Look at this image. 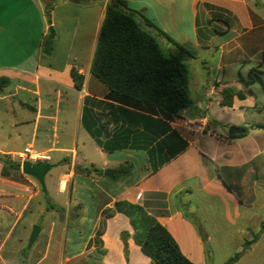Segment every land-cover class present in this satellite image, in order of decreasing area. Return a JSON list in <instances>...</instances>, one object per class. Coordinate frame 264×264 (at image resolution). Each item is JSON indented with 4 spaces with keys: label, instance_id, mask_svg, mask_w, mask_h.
Here are the masks:
<instances>
[{
    "label": "crops",
    "instance_id": "crops-1",
    "mask_svg": "<svg viewBox=\"0 0 264 264\" xmlns=\"http://www.w3.org/2000/svg\"><path fill=\"white\" fill-rule=\"evenodd\" d=\"M125 1L164 54L189 69L193 103L179 115L114 93L92 74L109 0H59L49 14L50 0H0V78L9 79L0 89V154L11 157L31 145L49 153L53 166L45 178L49 202L35 178L3 177L0 162L3 264L22 254L30 259L26 264H152L135 242L121 202L156 218L194 264H224L233 255L215 262L216 246L233 249L251 233H262L264 130L256 125L264 123L257 119L264 86L257 93L247 81L264 52V3ZM50 27L54 49L46 54ZM73 69L84 76L79 90ZM229 88L236 93L232 107L222 104V91ZM5 122L10 131L3 133ZM231 127L247 128V135L231 138ZM181 140L187 146L172 157ZM75 166L103 175L76 174ZM130 166L116 180L104 176L107 169ZM66 177L70 194L61 186ZM27 213L39 234L31 245L29 239L28 250L23 243L9 249L10 261L4 254ZM10 217L14 222L7 228ZM263 238L233 264L252 257ZM95 242L104 254L88 261Z\"/></svg>",
    "mask_w": 264,
    "mask_h": 264
},
{
    "label": "trees",
    "instance_id": "trees-1",
    "mask_svg": "<svg viewBox=\"0 0 264 264\" xmlns=\"http://www.w3.org/2000/svg\"><path fill=\"white\" fill-rule=\"evenodd\" d=\"M57 1L59 0H50L47 7L48 14L52 4ZM74 1L87 2L89 0ZM133 12L134 10L128 7L125 0H109L91 72L114 93L157 108L167 116L179 115L193 103L188 89L189 69L178 57L164 54L157 39L144 31L134 19ZM161 33L165 35L164 32L161 31ZM178 46L181 47L179 44ZM53 49L54 40L48 38L44 43V52L51 54ZM181 49L185 50L182 47ZM262 65H264V52L261 54L260 64L251 70L248 84L259 80L264 86ZM71 77L76 89H81L84 76L73 69ZM8 83L9 79L0 78V89L6 87ZM235 95L233 89H224L222 104L232 107ZM256 127L264 130V123L257 124ZM242 130L240 135L230 137H245L247 128H242ZM89 131L93 135V131ZM186 146L187 143L183 140L182 147L177 149L172 157L185 149ZM1 163L3 177H10L21 171L20 163L17 161L7 160L1 161ZM131 169V166L119 168L118 174L112 179L116 180L129 174ZM83 170L87 173L97 172L103 175V172L96 168ZM118 206L130 220L134 229L135 242L141 247L142 252L151 259L152 264H194L182 253L171 233L156 218L149 215L143 207L128 202L118 203ZM51 207L54 206H48V208ZM255 236L258 237V234ZM246 252L245 248L241 252L235 253L224 264L235 263ZM98 253L102 255L104 251L98 250Z\"/></svg>",
    "mask_w": 264,
    "mask_h": 264
},
{
    "label": "rangeland",
    "instance_id": "rangeland-1",
    "mask_svg": "<svg viewBox=\"0 0 264 264\" xmlns=\"http://www.w3.org/2000/svg\"><path fill=\"white\" fill-rule=\"evenodd\" d=\"M260 2L264 3V0H260ZM262 69H264V65H262ZM249 79H250V76H249ZM250 84L253 85V88L255 89V91H257V93H261V89L263 88V84L259 80L251 82ZM261 98H262V96H261ZM261 104L262 105L260 107H263L264 101H262ZM257 119H259V121H263L264 122V110L257 112ZM4 124H5V126L3 127L2 130H3V133H6L8 130L10 131V129L8 128V122H5ZM0 143L5 145V142H0ZM7 160L11 161L12 159L9 156H6L4 154H0V162L1 161H7ZM83 169L84 168L81 167V166H75L74 172L76 174H85L86 172ZM19 173H21L22 175L24 174L22 172V168H21V171ZM64 180L67 181V183H66L67 185L65 186V193L66 194H70L71 189H72L71 182H70L69 178H67V177L64 178ZM45 196L48 198V201H49L50 200L49 199V191H48L47 195H45ZM49 202H52V201H49ZM76 209H80V207L77 206ZM262 211H263V214H264V207H263ZM6 213H7V211H6ZM194 217H196V216H194V214H191L190 218L193 219ZM32 219H34L33 216H31V214L27 213L26 216L24 217V219L20 223H18L16 225V229L14 231L15 233L12 236V239L10 240V242L8 244V248H7L6 254H4V257L6 259L9 258L8 257L9 256L8 255L9 249L12 251L14 247L20 248V245L22 243H23V245H21V246L23 247V249H25V250L29 249L28 245H29L30 235H31V232L33 231V228L35 227V226H32L30 224ZM69 219H71V221H73L74 220V215L71 214V217ZM4 221H5L4 225L7 226V228H9L12 225V223L14 222V218H11V217L10 218H6V220H4ZM40 223H42V222H40ZM261 225H262V233L261 234L258 233V237H256L254 233H251L250 238L248 237L245 240V242L242 243L241 246L236 244V246L235 245L233 246L235 248H233V249L229 248L228 250H226V249L223 250V248L221 246L220 247L216 246V249H214L215 250V257H216L215 258V262H218L221 259H223L224 254L231 253V255H234L237 252H241L245 248L248 250L250 248V246L253 244V240H257L261 236L264 237V217H263V220L261 222ZM20 234H22V236H25V239H24L23 242L19 241V235ZM263 240H264V238H263ZM237 242H238V240H237ZM94 245H95L94 249H92L90 251V253H88V255H87V260L88 261H93V260H95V258H98V252L97 251L99 250L98 249L99 243L95 242ZM224 251H226V252H224ZM12 259H10V261ZM19 259L20 260H18L17 262H15L14 259H13V261L11 263H9V264H13V262L17 263V264H26L30 260V259L28 260L27 258H25V256L23 254L19 257ZM31 259H33V257ZM0 264H3L1 262V259H0ZM242 264H264V242L262 243L261 247L257 250V252H255L252 257L242 261Z\"/></svg>",
    "mask_w": 264,
    "mask_h": 264
},
{
    "label": "water",
    "instance_id": "water-1",
    "mask_svg": "<svg viewBox=\"0 0 264 264\" xmlns=\"http://www.w3.org/2000/svg\"><path fill=\"white\" fill-rule=\"evenodd\" d=\"M50 38L53 39L55 36L54 29L50 27ZM242 133V130L236 128V127H231L229 129V135L230 136H235V135H240ZM53 166L50 163H39V164H33L31 162H24L22 164V172L28 176H31L35 178L38 183L41 186L42 192L47 195L48 190L46 186V175L52 170ZM118 174L117 170L113 169H107L104 171V176L107 178H112L115 175ZM39 228L35 227L31 237H30V245L35 241L36 237L39 234Z\"/></svg>",
    "mask_w": 264,
    "mask_h": 264
},
{
    "label": "built area",
    "instance_id": "built-area-1",
    "mask_svg": "<svg viewBox=\"0 0 264 264\" xmlns=\"http://www.w3.org/2000/svg\"><path fill=\"white\" fill-rule=\"evenodd\" d=\"M11 157L12 160L20 163L21 168L24 162L39 164L49 163L51 161V156L49 153L35 150L31 145H27L21 152L13 154ZM65 185V182L61 183L62 188H65Z\"/></svg>",
    "mask_w": 264,
    "mask_h": 264
}]
</instances>
